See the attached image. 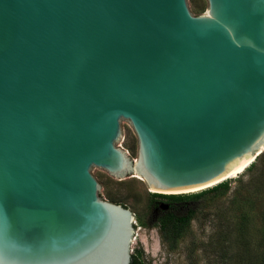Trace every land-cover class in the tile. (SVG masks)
Returning a JSON list of instances; mask_svg holds the SVG:
<instances>
[{
  "label": "water",
  "instance_id": "95a60500",
  "mask_svg": "<svg viewBox=\"0 0 264 264\" xmlns=\"http://www.w3.org/2000/svg\"><path fill=\"white\" fill-rule=\"evenodd\" d=\"M201 1L0 0V264H130L134 217L97 179L169 200L255 162L264 0Z\"/></svg>",
  "mask_w": 264,
  "mask_h": 264
},
{
  "label": "rangeland",
  "instance_id": "374dc122",
  "mask_svg": "<svg viewBox=\"0 0 264 264\" xmlns=\"http://www.w3.org/2000/svg\"><path fill=\"white\" fill-rule=\"evenodd\" d=\"M201 0H192V13L205 11ZM135 160L137 142L130 128H123L121 147ZM249 168L222 189L174 199L153 197L141 181L121 185L98 180L99 185L130 209L139 234L131 257L137 264H225L227 261L212 252L209 244L223 243L220 230L231 228L236 218H245L253 238L262 232L260 216L264 214V188H256ZM260 189V192L257 191ZM181 209L193 206L195 212L189 223L175 239H164L159 231L157 212L163 207Z\"/></svg>",
  "mask_w": 264,
  "mask_h": 264
},
{
  "label": "trees",
  "instance_id": "16d2710c",
  "mask_svg": "<svg viewBox=\"0 0 264 264\" xmlns=\"http://www.w3.org/2000/svg\"><path fill=\"white\" fill-rule=\"evenodd\" d=\"M250 169L252 171L250 179L256 188H264V150L256 157ZM225 186V183L220 182L208 190L217 191ZM257 191L260 192V189H257ZM166 196L174 200L180 198L175 194ZM108 197V201L121 204L117 200H113L111 195H108ZM194 212L195 208L193 206H186L181 209L172 207L160 209L157 212L156 219L161 236L164 239H175L179 230L189 223ZM260 220L262 232L257 239L253 238L245 218H236L232 222L231 228L219 231V238H225L223 243H218L216 240V244H209V247H212V252L215 249L214 252L227 261L225 264H264V214L260 216ZM130 264H137L136 258L131 257Z\"/></svg>",
  "mask_w": 264,
  "mask_h": 264
}]
</instances>
